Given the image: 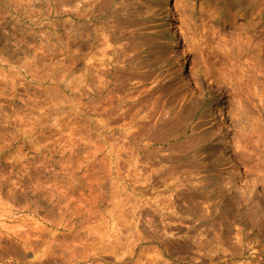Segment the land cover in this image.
Returning <instances> with one entry per match:
<instances>
[{"label": "rangeland", "instance_id": "obj_1", "mask_svg": "<svg viewBox=\"0 0 264 264\" xmlns=\"http://www.w3.org/2000/svg\"><path fill=\"white\" fill-rule=\"evenodd\" d=\"M258 1L0 0V264H264Z\"/></svg>", "mask_w": 264, "mask_h": 264}, {"label": "bare ground", "instance_id": "obj_2", "mask_svg": "<svg viewBox=\"0 0 264 264\" xmlns=\"http://www.w3.org/2000/svg\"><path fill=\"white\" fill-rule=\"evenodd\" d=\"M61 2H62V0H60ZM70 1V0H69ZM69 1H67L66 0V2H69ZM258 1V0H257ZM63 2H65V0H63ZM72 2V1H71ZM71 2H69V3H71ZM68 4V3H67ZM254 5L256 6V9L259 11V9H260V7H261V5H263V2H261V1H258V2H254ZM73 8V7H72ZM76 9H77V7H76ZM69 11V10H68ZM75 11V10H74ZM74 11H72V12H74ZM77 13H78V11H77ZM74 14V13H73ZM162 25H163V29H165V30H168L169 32H170V38H169V41L171 42V44H172V46H178V44H179V42H178V40H179V35H178V31L175 29V27H174V25H173V11H172V9H171V0H165V14H164V17H163V19H162ZM176 72H177V75L178 76H184L185 74H186V65H185V61L184 60H178V62H177V70H176ZM84 94V93H83ZM90 94V93H89ZM91 95V94H90ZM100 95V94H99ZM94 97V96H93ZM91 98V97H90ZM96 99H98V98H96ZM95 100V99H94ZM100 100V99H99ZM104 100H106V98L104 99ZM90 101V100H89ZM110 101V100H109ZM104 102V101H103ZM105 102H107V100L105 101ZM104 102V103H105ZM219 107H218V103L217 104H215L214 105V109H218ZM218 111H219V114L221 115V117H222V119L225 117H229L228 116V114H227V112L226 111H224V109L222 110V109H218ZM226 115V116H225ZM152 133V132H151ZM150 133V134H151ZM155 137V136H154ZM151 138V137H150ZM153 139V138H152ZM155 139V138H154ZM234 144V143H233ZM232 144V145H233ZM236 144H237V142H236ZM235 144V146L234 147H236L235 148V150H237V145ZM169 148H167V150H168ZM239 149V148H238ZM244 151V150H243ZM175 152V151H174ZM233 152V151H232ZM172 158V157H171ZM179 158V157H178ZM162 159H163V157H162ZM243 159V158H242ZM168 160V159H167ZM235 162V161H234ZM232 164V163H231ZM245 164V163H244ZM236 165L237 164H235V163H233L232 164V168H233V170H234V175H237V176H240V170H238V169H236ZM243 165V164H242ZM189 166V165H188ZM246 166V165H245ZM239 168V167H238ZM184 170V169H183ZM186 171H188V170H186ZM240 171V172H239ZM242 173V172H241ZM191 175V174H190ZM196 175V174H195ZM198 175V174H197ZM193 178V177H192ZM236 178V177H235ZM238 178V177H237ZM243 178V177H242ZM205 179V178H204ZM240 181V180H239ZM204 183V182H203ZM210 183V182H209ZM201 184V183H200ZM208 184V183H207ZM221 184H222V181H221ZM198 185V184H197ZM210 185V184H209ZM218 185V184H217ZM223 185V184H222ZM205 186V185H204ZM221 186V185H220ZM185 187H188V186H185ZM192 187V186H191ZM197 187V186H196ZM230 187V186H229ZM228 187V188H229ZM209 188V186L207 185L206 187H204L203 189L205 190V189H208ZM224 188H226V187H224ZM190 189V188H189ZM193 189H195V188H193ZM198 189V188H197ZM180 190H181V188H180ZM183 191V190H182ZM188 191H190V190H188ZM192 191V190H191ZM202 191V190H201ZM195 192V191H194ZM197 192V191H196ZM199 192V191H198ZM185 193H188V192H185ZM184 193V194H185ZM190 193V192H189ZM201 193V192H200ZM203 194V193H202Z\"/></svg>", "mask_w": 264, "mask_h": 264}]
</instances>
